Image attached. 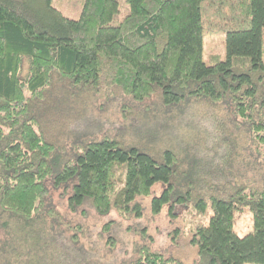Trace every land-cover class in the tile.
I'll return each instance as SVG.
<instances>
[{
	"label": "trees",
	"instance_id": "obj_1",
	"mask_svg": "<svg viewBox=\"0 0 264 264\" xmlns=\"http://www.w3.org/2000/svg\"><path fill=\"white\" fill-rule=\"evenodd\" d=\"M124 1L122 16L120 0H81L74 17L70 0H0V264H100L90 246L99 241L62 218L51 189L67 196L71 212L89 204L132 219L143 216L137 199L159 183L151 211L189 208L195 264H264V186L227 173L226 160L199 164L170 145L95 138L76 111L94 95L156 99L165 108L205 103L194 121L210 147L237 153L245 135L264 152V0ZM215 36L226 57L205 59ZM183 125L159 124L167 133ZM245 209L253 229L239 236L234 225ZM115 245L111 235L103 244ZM134 253L114 264H185L148 245Z\"/></svg>",
	"mask_w": 264,
	"mask_h": 264
},
{
	"label": "rangeland",
	"instance_id": "obj_2",
	"mask_svg": "<svg viewBox=\"0 0 264 264\" xmlns=\"http://www.w3.org/2000/svg\"><path fill=\"white\" fill-rule=\"evenodd\" d=\"M33 1L41 3L42 0ZM120 3L123 16L127 13L128 6L124 0H120ZM56 4L59 7L63 6L60 2ZM69 4L74 12L71 11V13L76 17L80 7L78 10L72 7L82 4L81 0H70ZM204 47L205 59H208L211 53L226 57L222 36L206 39ZM153 100L145 101L140 105L134 101L124 102L120 98L107 99L100 95H94V100L85 97L77 103V124L85 129V134L96 133L95 138L110 135L125 144H135L141 148L155 147L157 149L170 145L178 152H186L199 164L209 162L208 165H210L212 161L226 160L228 164L233 163L226 167L227 173L239 174L241 176L239 180L243 183L246 179H250L252 184L264 186V152L259 151L258 148H251L247 136H239L236 144L237 153L229 149L228 151L222 149V152H219L216 149L217 146L210 147L213 140L207 138L194 121L195 118L199 119V116L204 115L203 112L208 108L205 103L187 101L178 106L165 108L161 102ZM167 120L173 124L182 121L184 125L167 133L166 128L159 126ZM200 122L207 124L205 120ZM231 155H233L232 159L229 158ZM163 190L164 185L159 183L153 187L151 196L139 197L137 200L143 205V216L132 219L123 218L116 210H112L105 216L99 215L89 204L82 206L76 212H71L66 202L67 196L62 198L60 190L51 189V198L52 205L63 219L81 224L90 234V240L99 241L97 246L91 241L90 246L93 247L96 253L95 258L97 261L100 260V264H114L115 260L120 262L133 258L135 250L141 245H148L153 250L175 257L185 264H195L198 248L191 243L194 218L190 216L189 208L185 205L178 206L173 214L169 206H165L158 215H154L151 211L152 197L160 195ZM211 214L212 209L209 206L206 215ZM106 223L113 225L108 233L103 230ZM252 229L251 212L248 209L240 211L234 230L239 236H244ZM110 235L114 236L116 242L114 247H109L111 249L103 246ZM56 236L58 238V234ZM82 238L88 242V238Z\"/></svg>",
	"mask_w": 264,
	"mask_h": 264
}]
</instances>
